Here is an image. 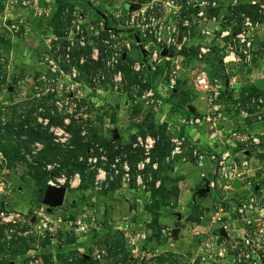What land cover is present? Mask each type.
Returning a JSON list of instances; mask_svg holds the SVG:
<instances>
[{
  "label": "rangeland",
  "instance_id": "rangeland-1",
  "mask_svg": "<svg viewBox=\"0 0 264 264\" xmlns=\"http://www.w3.org/2000/svg\"><path fill=\"white\" fill-rule=\"evenodd\" d=\"M203 1L233 29L258 25L255 59L223 73L215 107L193 88L220 51L199 57ZM87 3L0 0V264H264V0ZM175 6L186 48L136 71L147 52L131 17L166 21ZM248 83L260 94L239 100ZM61 179L63 204L47 206L51 189L35 193ZM46 219L61 223L39 231Z\"/></svg>",
  "mask_w": 264,
  "mask_h": 264
},
{
  "label": "built area",
  "instance_id": "built-area-1",
  "mask_svg": "<svg viewBox=\"0 0 264 264\" xmlns=\"http://www.w3.org/2000/svg\"><path fill=\"white\" fill-rule=\"evenodd\" d=\"M88 3H92L95 0H87ZM218 5L209 2H201L194 9L196 10L194 16L203 21H207L210 25L209 28L204 29L201 33L204 37V44L198 49L199 57H204L212 53L213 45L212 42L218 44L219 55L221 56V63L223 73H226L231 67H242L243 65H251L253 59L256 57L257 48L254 41V35L251 34L252 29L257 28V23L246 19L241 25L236 29L227 24L223 18L217 19L215 14L210 15L209 11L217 10ZM175 12L173 13V19L166 21L161 20L160 18H149L146 22L143 19V15L146 13L147 9L139 11V14L142 16L140 21L136 20L134 22V17H131L129 23L130 28L135 31V37L138 38V43H135V46H143V51L147 52V55L144 56V60L141 65L137 64L136 71L146 70L149 74L155 72L154 64H159L162 60L169 61V57H162V52L166 51L167 55H170L169 51H174L177 56L182 52L188 43L189 40V21L181 20L180 18L176 19L178 15L179 8L175 6ZM216 12V11H215ZM210 15V18H205V15ZM158 20V21H155ZM163 21V22H160ZM128 25V23H127ZM183 29L186 31L184 34H180V30ZM151 49H150V48ZM129 49V47H128ZM173 49V50H172ZM119 79V75L114 77V81ZM119 81V80H118ZM171 85H174L173 81H170ZM229 84V80L226 85ZM194 90L204 95V99L207 102L209 107H215L213 101L218 99L219 94L224 90V83L220 79H215L213 81L209 80L206 76H199L195 79L193 83ZM161 93L154 87L148 88L143 91L142 99L145 100L148 106H154L156 108L161 104L160 97ZM212 111V108L209 109V112ZM200 123V120L190 121L189 124L193 126L194 124ZM220 169L219 173L222 179H230L228 175V170L224 163H219ZM64 180H54L49 181L46 185L49 189H60L64 184ZM4 184L1 182L0 187ZM61 223L60 220L53 221L52 219H46L45 223H41L38 228L41 230H52V226ZM72 225V223H70ZM75 227L74 231L76 234H85L86 228L81 223L77 221L73 223Z\"/></svg>",
  "mask_w": 264,
  "mask_h": 264
},
{
  "label": "trees",
  "instance_id": "trees-1",
  "mask_svg": "<svg viewBox=\"0 0 264 264\" xmlns=\"http://www.w3.org/2000/svg\"><path fill=\"white\" fill-rule=\"evenodd\" d=\"M59 2H64V3H68V2H72V1H76V0H63V1H60L58 0ZM88 7L91 8L94 12L96 13H99L96 9L92 8L91 5L89 3H87ZM212 58H213V67H215V78H213L214 80L215 79H220L222 80L223 78V69H222V63H221V56L219 55V52L216 50V49H213V55H212ZM212 79V78H211ZM212 79V80H213ZM260 94V90H258L254 85H248V86H245L243 87L241 90H240V93H239V100L241 99H244L245 95H250V96H258ZM183 129V128H182ZM181 129V131H182ZM84 153H87V152H84ZM69 160H66V162L64 163L65 165H67L69 163ZM46 187L45 185H40L39 186V190L35 193L36 196L40 197L41 195V191L42 189ZM150 214L154 215L153 211H149Z\"/></svg>",
  "mask_w": 264,
  "mask_h": 264
},
{
  "label": "water",
  "instance_id": "water-1",
  "mask_svg": "<svg viewBox=\"0 0 264 264\" xmlns=\"http://www.w3.org/2000/svg\"><path fill=\"white\" fill-rule=\"evenodd\" d=\"M127 11H132V7H129L127 6L125 8ZM135 41L136 43H138V38L135 37ZM162 57H165L167 55L166 51H163L162 52ZM49 196V202L50 203H47L46 205L47 206H52V207H59L63 204V200H64V197H65V189L63 188H60V189H51V192L47 194ZM173 235H176V231H174ZM224 235V233H223Z\"/></svg>",
  "mask_w": 264,
  "mask_h": 264
},
{
  "label": "crops",
  "instance_id": "crops-1",
  "mask_svg": "<svg viewBox=\"0 0 264 264\" xmlns=\"http://www.w3.org/2000/svg\"><path fill=\"white\" fill-rule=\"evenodd\" d=\"M251 84V83H248V85ZM182 129V128H181Z\"/></svg>",
  "mask_w": 264,
  "mask_h": 264
}]
</instances>
